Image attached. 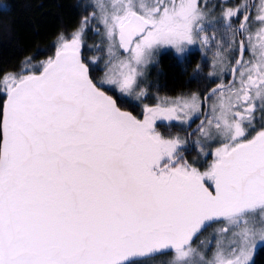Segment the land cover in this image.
Masks as SVG:
<instances>
[{
  "label": "snow or ice",
  "instance_id": "6c2138e0",
  "mask_svg": "<svg viewBox=\"0 0 264 264\" xmlns=\"http://www.w3.org/2000/svg\"><path fill=\"white\" fill-rule=\"evenodd\" d=\"M94 7L109 52L101 76L81 58L86 16L60 35L38 74L22 67L0 77V264H134L168 253L166 264H193L192 241L212 223L224 225L218 232L228 243L214 234L211 258L197 253L195 264H254L264 248V2L255 6L259 54L249 5L223 10L225 31L247 34L231 68L237 79L203 99L158 98L144 105L142 119L109 92L147 97L143 67L156 51L181 55L197 40L208 44L200 36L205 11L200 0H96ZM246 51L252 60L243 59ZM217 57L214 68L224 62ZM199 73L197 65L194 78ZM213 97L197 131L220 146L201 171L183 157L179 137L165 138L154 125L182 121Z\"/></svg>",
  "mask_w": 264,
  "mask_h": 264
},
{
  "label": "trees",
  "instance_id": "16d2710c",
  "mask_svg": "<svg viewBox=\"0 0 264 264\" xmlns=\"http://www.w3.org/2000/svg\"><path fill=\"white\" fill-rule=\"evenodd\" d=\"M95 2L96 0H0V77L7 73H19L22 67L38 74L40 65L46 62L49 57H54L60 35L69 36L81 25V21L86 16L90 18V23L82 33L81 54L84 62L89 66L90 74L93 77H99L102 73L100 69H103L105 65L102 58L106 55V45L101 36V25L96 20L91 19L93 13L97 14V9L94 7ZM244 2L249 5L250 10L252 0H200V6L205 11L204 19L201 22L205 31L200 36H207L209 38L208 44L204 45L200 40H197V46L189 49L184 57H180L171 49L163 50L157 54L149 66V77L146 83L147 87L152 90L151 92L159 90L162 93L175 95L196 90L205 92L216 82L211 77L206 76L212 67L210 55L213 58L217 53L223 56L230 55L231 68L234 67V61L239 55V52L236 51L238 42L244 40L247 45V34L245 36H233L232 33H227L221 17L224 9L236 7ZM262 2L264 0H255L251 13L253 23L250 30L253 34L252 42L254 44H256L254 33L259 28V23L255 21L257 12L255 6ZM232 23L234 28L239 27L235 18H233ZM97 30H99V34ZM230 44L233 45L231 48L229 47ZM257 54H259L258 44ZM29 58L31 63L25 65L24 62ZM93 58L97 59L96 64L91 63ZM252 59V54L246 51L245 60ZM197 65H200V73L194 78ZM227 78L228 75L224 74L220 82L227 80ZM113 94L117 95L116 93ZM5 100L6 96L0 92V123H2ZM120 104L123 108L137 112V109L135 110L136 104L126 105L121 101ZM154 105L155 102H150V106ZM261 115V112L257 110L255 113L257 131L260 129ZM177 127L182 129L179 124L167 123L160 127V130L164 135H170V133L178 130ZM251 134L254 135L255 132H251ZM195 155L196 151H193L187 155L188 159L186 160L194 163L192 158ZM208 231L201 232L196 239L201 235H206ZM138 260L136 259L134 264ZM254 264H264V248L257 250Z\"/></svg>",
  "mask_w": 264,
  "mask_h": 264
},
{
  "label": "flooded vegetation",
  "instance_id": "af4514ba",
  "mask_svg": "<svg viewBox=\"0 0 264 264\" xmlns=\"http://www.w3.org/2000/svg\"><path fill=\"white\" fill-rule=\"evenodd\" d=\"M180 56V57H184ZM218 57L217 55H214L212 62V67L210 69L209 72H219V65L214 68L213 64L215 61H217ZM224 67L226 65L222 64ZM227 70H226V74L228 75L227 80L222 81L224 84H228L229 81H231V67L226 66ZM208 72V73H209ZM149 75V74H148ZM213 81H216L215 84L213 86H211L209 89H207L205 92L202 93V91L200 90H196L193 92H189V93H184V94H179V95H175V94H171V93H162L159 90H154V92H151L152 90H150L149 87H144L147 89V97L143 98L142 100H129L127 98L121 97L119 95H114L112 94L118 101V104L120 107H122V105L120 104V101L126 105L129 104H136V108L135 110L137 112H132L129 109H126L130 112H132L133 115L137 116L138 118L142 119L143 118V110L144 109V105H148L150 106V102H155V104L157 103L158 98L163 99V98H168L169 101H175L177 98L182 97V96H188L191 93H197L201 96V99H203V96L207 94V92L216 87L217 84H220V80L218 79H212ZM142 87V84H141ZM214 98V97H213ZM212 98V99H213ZM211 100L203 103L200 107V112L199 114H197L196 116L192 117L188 124H182L181 121L179 120H173V121H168V120H163V119H159L156 121L155 123V128L158 132H160L162 135L163 133L160 130V127H163L165 124L167 123H175V124H179L182 126V129H180L179 127H177L178 130L170 133V137H179L184 143L182 144V155L185 159H188L187 155H190L193 151H196V155L195 157L192 158L193 162H194V166L199 168L201 171L206 170L207 167L213 162L214 156L212 155V153L214 152V150L216 148L211 147V145H209L208 141H204L202 138L201 133H199L197 131L198 127L200 126L202 121L206 120V117L209 115L210 113V105H211ZM258 103V102H257ZM123 108V107H122ZM125 109V108H124ZM140 112H139V111ZM172 134V135H171ZM169 138V137H168ZM197 141H200L199 144H197ZM220 145V143H218L217 147ZM201 149H203V151H201ZM205 153H207V155H205ZM213 225V223L211 224V226ZM207 227L203 231H208V229L211 227ZM201 232L194 238V240L201 234Z\"/></svg>",
  "mask_w": 264,
  "mask_h": 264
},
{
  "label": "rangeland",
  "instance_id": "374dc122",
  "mask_svg": "<svg viewBox=\"0 0 264 264\" xmlns=\"http://www.w3.org/2000/svg\"><path fill=\"white\" fill-rule=\"evenodd\" d=\"M99 14V12H98V9H97V15ZM101 25V24H100ZM259 27H260V25H259ZM258 29V28H257ZM101 36H102V39H103V26L101 25ZM256 33V32H255ZM255 33H254V36H255V43L256 44H258V37L255 35ZM103 41L105 42V45H106V55H104V57L102 58V62L105 64V62L108 60V58H109V52H108V46H107V42L103 39ZM197 46V43L195 44V45H193V46H189V49H191V48H194V47H196ZM167 49H171V50H173L174 52H175V50L173 49V48H161V49H159L158 51H156L154 54H153V57H152V60L147 64V65H145L144 67H143V73H144V75H143V77H142V82H141V84H142V87H147V85H146V83H147V78L149 77V66H150V64H152V62H153V60L156 58V56H157V54H159L161 51H163V50H167ZM188 49V50H189ZM187 52V51H186ZM186 52H184L183 54H181V55H179V56H183V55H185V53ZM176 53V52H175ZM177 54V53H176ZM206 57H208L207 55H206ZM224 57V62H223V64L224 65H226V66H229V67H231V59H230V55H228V56H226V55H224L223 56ZM210 60H213V56L212 55H210ZM224 67L222 64L221 65H219V72H217V71H215V76H213V77H211L212 79H217V77H218V79L221 81V79H222V76H224V74H226V70H227V67ZM103 73H101L99 76H101ZM117 95H119L120 96V94L119 93H116ZM132 100H135V99H132ZM213 100H215V97L212 99V101H211V104H212V102H213ZM259 103V100H257L256 101V103ZM170 106V105H169ZM201 107V106H200ZM127 108H125V110H126ZM200 108H199V110L198 111H195V112H192V113H190L189 115H187V116H184L183 114H181V116L183 117V119H182V121L181 120H179V121H181L182 122V124H188V122H189V120L192 118V117H194V116H196L197 114H199V112H200ZM159 120V119H158ZM261 122H262V120H261V117H260V122H259V124H261ZM155 126V125H154ZM160 133V132H159ZM166 134H168V133H166ZM202 135V134H201ZM163 136L165 137V138H168V136L169 135H164L163 134ZM202 138H203V136H202ZM203 140L204 141H208V143H209V145H211V147H213V148H217V145H218V143H220L219 142V140H216V139H213V140H205L204 138H203ZM220 146V145H219ZM218 146V147H219ZM222 227H224V225L223 224H221V223H213V225L209 228L210 230L207 232V234L206 235H201L198 239H196L195 241H193L192 242V248L193 249H195L196 251L194 252V253H192V255L190 256V259L193 261V264H195V262L196 261H198L199 260V256L197 255V253H200V254H203L206 258H211V255H212V253L215 251V249H216V239H214V234H216V237L217 238H219L221 241H222V243L224 244V245H227V243H228V238H226V237H223V236H220V234H219V232H218V230L220 229V228H222ZM203 236V237H202ZM203 238V239H202ZM201 239V240H200ZM209 241H211V244H209ZM203 242V243H202ZM259 249V248H258ZM257 249V250H258ZM257 252V251H256ZM171 254V255H170ZM168 253L167 255H158V256H145V257H142V258H139V260L138 261H136L135 262V264H150V263H157V264H163V263H166L168 260H170L171 258H172V253ZM255 255H256V253H255ZM255 255H254V259H255ZM149 257H151V258H149Z\"/></svg>",
  "mask_w": 264,
  "mask_h": 264
},
{
  "label": "water",
  "instance_id": "95a60500",
  "mask_svg": "<svg viewBox=\"0 0 264 264\" xmlns=\"http://www.w3.org/2000/svg\"><path fill=\"white\" fill-rule=\"evenodd\" d=\"M254 5H255V0H252V6H251V9H250V13H252V9H253V7H254ZM239 56H240V54L238 55V58H239ZM81 58L83 59V57H82V54H81ZM245 58V53H244V56H243V59ZM235 79V76L232 74L231 75V80H234ZM115 98V97H114ZM122 109V108H121ZM122 110H124V111H128V110H125V109H122ZM130 112V111H129ZM195 238V237H194ZM194 240V239H193Z\"/></svg>",
  "mask_w": 264,
  "mask_h": 264
},
{
  "label": "bare ground",
  "instance_id": "6f19581e",
  "mask_svg": "<svg viewBox=\"0 0 264 264\" xmlns=\"http://www.w3.org/2000/svg\"><path fill=\"white\" fill-rule=\"evenodd\" d=\"M206 76H208V73H206ZM235 79H236V77H235ZM215 88V87H214ZM210 91V90H209ZM112 95V94H111Z\"/></svg>",
  "mask_w": 264,
  "mask_h": 264
}]
</instances>
